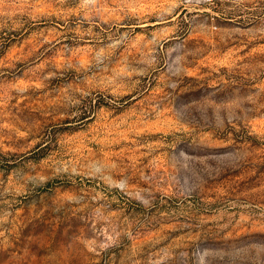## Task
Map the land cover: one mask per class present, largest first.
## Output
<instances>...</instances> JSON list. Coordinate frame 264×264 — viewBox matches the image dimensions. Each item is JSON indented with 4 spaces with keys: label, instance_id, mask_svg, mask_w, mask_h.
Segmentation results:
<instances>
[{
    "label": "rangeland",
    "instance_id": "rangeland-1",
    "mask_svg": "<svg viewBox=\"0 0 264 264\" xmlns=\"http://www.w3.org/2000/svg\"><path fill=\"white\" fill-rule=\"evenodd\" d=\"M0 264H264V0H0Z\"/></svg>",
    "mask_w": 264,
    "mask_h": 264
}]
</instances>
